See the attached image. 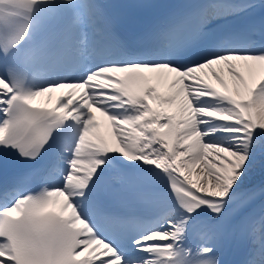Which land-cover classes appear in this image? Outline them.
Returning <instances> with one entry per match:
<instances>
[{"label": "snow or ice", "instance_id": "obj_1", "mask_svg": "<svg viewBox=\"0 0 264 264\" xmlns=\"http://www.w3.org/2000/svg\"><path fill=\"white\" fill-rule=\"evenodd\" d=\"M203 3L204 7L162 33L154 51L135 58L125 55L110 30L103 41L92 40L86 50L69 46L74 36L70 27L50 36L47 43L34 39L30 47H24L21 40L3 48L0 112L5 118L0 123V145L14 147L22 157L35 160L63 122L71 119L82 128L62 188L50 189L41 177L42 192L23 194V186L34 173L12 187H0V264H222L218 245L226 235L223 219L264 195V186L249 193L237 191L252 166L255 137L264 135V126L236 121L231 115L219 121L197 115L196 123L188 126L180 119L181 108L190 103L196 110L237 114L240 104L253 111L264 109V61L255 59L264 57V18L249 21L241 31L217 33L213 27L215 21L227 17L247 16L257 5L264 7V0ZM83 7L85 14L78 20L82 26L107 22L95 0H83ZM254 34L261 39H252ZM201 47L204 50L197 59L178 62L188 51ZM40 64L45 66L40 83L35 90H25L21 77ZM162 70L174 74L167 96L159 94L152 78L145 75ZM109 72L118 82L98 85V74ZM246 72L252 74L251 81ZM225 74L231 77L232 87ZM74 88L79 92L73 94ZM60 90L67 92L57 97L56 106L37 103L45 94ZM217 90L231 99H224ZM62 97L70 98L57 107ZM169 97L172 102H164ZM83 102L87 106L80 107ZM69 105L79 107L87 119L73 116L67 111ZM97 112L110 122L114 144L95 137ZM212 146L246 157L235 179L223 185L214 179L213 170H219L217 162L223 161ZM63 147L71 150L67 141ZM109 153L132 168L146 169L156 186L127 168H117L110 182L101 186L103 157ZM90 201L95 202V214L107 223L120 228L137 226L127 233V249H118L102 233L90 214ZM106 201L116 207L136 203L157 212L150 218L127 219L105 211ZM52 205L62 211L50 210ZM202 212L211 213L217 223L202 222ZM256 223V219L246 220L241 230L250 231ZM258 224L259 259L249 264H264V213ZM190 239L192 243L186 245ZM137 247L155 258L135 255Z\"/></svg>", "mask_w": 264, "mask_h": 264}, {"label": "bare ground", "instance_id": "obj_2", "mask_svg": "<svg viewBox=\"0 0 264 264\" xmlns=\"http://www.w3.org/2000/svg\"><path fill=\"white\" fill-rule=\"evenodd\" d=\"M255 59H258L255 58ZM259 60V59H258ZM264 61V60H263ZM219 67V66H218ZM161 76L159 77V75H155V82L156 84H158L160 86V88H165L166 87V82L169 79H172L174 74H169L166 70H162L161 71ZM258 75V73H256ZM227 77V80L229 82V84L232 86V81H231V77H228L227 74H225ZM246 79H248L249 81H251L252 79V74H249L248 72L245 73ZM168 90H170V87L168 88ZM172 101L166 102V103H171ZM240 106L243 108V113L245 115L249 116V119L245 121H248L250 125L253 126H264V109L261 110H257L255 111V114L253 112V110L249 107L246 106L244 104H240ZM182 111V116L180 117V119L184 122V124H187L188 126H192L196 123V116L197 115H205L202 110H196L193 109L190 105V103L182 106L181 108ZM250 112H252L250 114ZM2 112H0L1 115ZM218 111L217 110H213L212 114L210 115H206L209 116L211 118H213L214 120L218 121V119H216V115ZM226 115V114H223ZM183 127V125H182ZM260 139V137L258 138ZM197 141L199 142V137L197 136ZM207 147V146H206ZM211 150L218 156H220L222 158L223 163L217 162L218 163V169L219 170H213L215 173L214 179L217 180L218 182L221 183V185H223V182L227 180L226 175L227 173L230 174L232 177L228 178L229 180H233L235 179V176L238 174V171L233 172L230 171L228 172V168L230 169L231 166L234 165H240V167H242L241 164H239L238 162L241 161H245V155L242 152H236V151H229L230 153L232 152L234 154V159H236L237 161H234V159L231 160V158H229L227 155L223 154L221 152V150L216 147V146H212ZM264 151V148L262 150H260L259 152ZM210 159H214V157H210ZM229 164V165H228ZM239 167V168H240ZM250 173V171H248V173L246 174V176ZM202 183V186L205 185ZM213 187H215V184L213 185ZM222 190V188H221Z\"/></svg>", "mask_w": 264, "mask_h": 264}]
</instances>
